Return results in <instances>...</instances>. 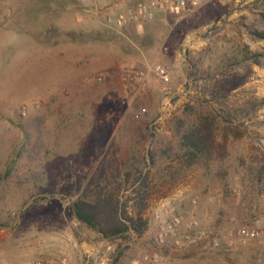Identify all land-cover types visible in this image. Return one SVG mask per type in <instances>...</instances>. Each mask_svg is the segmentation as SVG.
Wrapping results in <instances>:
<instances>
[{
    "label": "rangeland",
    "instance_id": "1",
    "mask_svg": "<svg viewBox=\"0 0 264 264\" xmlns=\"http://www.w3.org/2000/svg\"><path fill=\"white\" fill-rule=\"evenodd\" d=\"M61 1L0 0V264L40 259L70 264L63 252L74 238L97 246L82 264H173L177 259L215 264L224 252L235 264H264V229L250 225L264 219V107L234 126L237 130L220 127L222 161L187 167L176 158V132L202 110L264 98V39L255 35L264 32V0H201L181 17L115 30L105 18L137 0H84V6L72 0L74 5L58 9ZM235 43L261 53L260 63L225 70L223 61ZM156 65L169 81L151 74L144 92L125 90L118 80V73L130 68ZM215 91L221 93L216 97ZM117 167L134 172L131 182L139 176L135 170H148L143 212L148 221L160 205L164 215L168 210L191 216L201 230L222 238L239 228L259 236L247 240L246 252L237 248L244 242L229 246L226 241L219 249L207 241L194 244L190 247L198 251L192 252L171 241L159 244L149 221L140 238L105 241L79 223L69 205L90 177L122 200L131 198L132 184L118 187L111 174ZM208 179L219 182L209 200L223 224L206 220ZM174 188L181 191L179 198L155 201ZM231 213L241 220H229ZM174 251L180 254L169 257ZM155 254L158 263L144 260Z\"/></svg>",
    "mask_w": 264,
    "mask_h": 264
},
{
    "label": "trees",
    "instance_id": "2",
    "mask_svg": "<svg viewBox=\"0 0 264 264\" xmlns=\"http://www.w3.org/2000/svg\"><path fill=\"white\" fill-rule=\"evenodd\" d=\"M72 2V0L58 2V9H67L68 6L74 5ZM39 5H45V8L51 7L49 4H35V6ZM166 16L168 15H160L154 20L143 21V26L147 22L163 21ZM134 26L137 25L135 24ZM46 28L47 30L51 29V25L47 24ZM255 35L264 39V32L256 31ZM103 38L109 39L110 36H104ZM106 43L109 44V40H106ZM261 57V53L252 51L248 45L235 43L222 65L227 70V68L249 61L259 64ZM214 93V96L217 97V93L221 92L215 91ZM228 95L225 97L227 98ZM263 107L264 98L251 97L244 100L240 107L221 105L220 110L217 111L202 110L191 124L176 132L178 136V153L176 155L178 162L185 164L187 167L202 163L204 168H209L211 163L215 161L214 159L222 161L225 156L223 152L219 151V147L223 145L219 144L217 136V131L220 130V127H225L226 131L239 128L243 121L252 119ZM233 134L234 136H239L238 132L234 131ZM148 158L150 160L153 159L151 153L147 156ZM135 171L139 176L135 178L134 182H131L134 176L132 170L123 173L117 167L111 173L114 180L116 178L115 181L118 183V187L124 184H132L131 198L122 200L123 197L116 196L113 189L109 188V186L107 187L99 180L90 177L78 198L70 203V212L79 223L97 233L105 241L115 242L121 240L127 242L132 237H142L149 230V221L144 217L143 213L147 205L144 194L148 188L146 185L148 182V170L137 169ZM119 178L122 179L121 183L118 181ZM136 184L139 187H136ZM136 197H140V202H135L137 200ZM120 256L121 252L117 254L115 261Z\"/></svg>",
    "mask_w": 264,
    "mask_h": 264
},
{
    "label": "built area",
    "instance_id": "3",
    "mask_svg": "<svg viewBox=\"0 0 264 264\" xmlns=\"http://www.w3.org/2000/svg\"><path fill=\"white\" fill-rule=\"evenodd\" d=\"M201 0H137L133 5H128L124 9L117 11L113 15H108L105 18V23L113 29H122L128 25L136 24L138 27L143 26V21L154 20L160 15H171L181 17L200 4ZM156 74L162 81H169V76L166 70L161 65L133 67L121 73L117 77L125 90L136 89L138 92H144L147 89L149 76ZM103 78H100L102 80ZM161 116L157 124L162 123ZM194 203L196 201L194 200ZM162 210V206L152 209L150 216V224H155L156 239L159 244L165 246L168 242L177 247L184 248L191 245L208 242L213 249H219L222 241H226L229 246H237L240 242H245L250 239H255L259 236L256 230L239 228L231 230L227 234L220 237L219 233H211L206 230H201L198 220L188 215L171 214L168 210ZM167 217L168 219L164 218ZM146 262L158 263L159 255H146ZM33 264H51L47 260H37ZM60 264H68L66 260H62Z\"/></svg>",
    "mask_w": 264,
    "mask_h": 264
},
{
    "label": "crops",
    "instance_id": "4",
    "mask_svg": "<svg viewBox=\"0 0 264 264\" xmlns=\"http://www.w3.org/2000/svg\"><path fill=\"white\" fill-rule=\"evenodd\" d=\"M81 5L84 6V0H77ZM83 3V4H82ZM219 182H216L214 179H208L206 184H205V192H206V198H207V203L205 204V206L203 207V209L205 210V216H206V220L208 221H212L214 219H217V223L218 224H223L224 220L223 218L221 219V214H216L212 211V208L210 207V200L211 197L213 198L214 196V188H216V186L218 185ZM171 194H169L166 198H156L155 201H167V200H171L170 197L173 198H179L181 196V191L179 190V188H174L173 190H171L170 192ZM230 219L229 220H233L235 222L240 221L241 219H239L236 215H233L232 213L230 214ZM225 216V215H224ZM223 217V216H222ZM226 219V216H225ZM250 225H253V228L255 229H264V219H256L255 221H252L250 223ZM228 226V225H225ZM225 226L222 225V227L220 228H225ZM249 241H245L243 244H241L240 246H238L237 248H240L242 251H248L249 246ZM95 250H97V246L94 243H87L84 242L83 244H78L76 238H74V242L70 243L68 245V247L65 249V252H63L65 255H67L68 260L70 262V264H76L79 260L81 261L82 264V260L83 257L85 255V253L89 252H94ZM188 251H192V252H197L198 249L196 247H190L189 249H187ZM224 251H228V250H224ZM233 251V250H232ZM179 253V252H178ZM178 253L171 252L170 256L173 255H177ZM180 254V253H179ZM244 254V253H242ZM231 255V253H225L220 256L219 259H215V264H235L232 261L226 259V256ZM234 260V259H233ZM209 260L208 259H188V260H182V259H177L175 260V263L173 264H209L208 263Z\"/></svg>",
    "mask_w": 264,
    "mask_h": 264
}]
</instances>
